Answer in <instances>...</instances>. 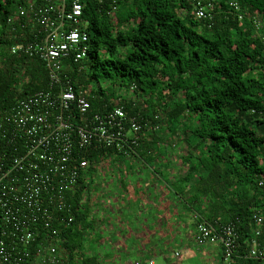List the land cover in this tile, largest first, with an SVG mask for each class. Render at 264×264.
Here are the masks:
<instances>
[{
    "label": "trees",
    "instance_id": "16d2710c",
    "mask_svg": "<svg viewBox=\"0 0 264 264\" xmlns=\"http://www.w3.org/2000/svg\"><path fill=\"white\" fill-rule=\"evenodd\" d=\"M214 1L212 21L194 16L191 0L88 1L82 16L89 54L71 80L76 92L93 95L94 110L121 99L132 114L153 121L159 115L155 122L163 127L148 132L140 149L183 142L179 195L196 216L236 221L240 255L254 238L255 211L262 214L258 241L264 244V0ZM230 1L238 2L239 12ZM21 2L0 0V109L47 87L41 64L10 53L16 36L7 18ZM255 17L262 24L258 32ZM132 85V94H125ZM102 157L103 151L90 153L91 167ZM86 187L82 181L68 195L75 218L63 230L64 245L70 264H103L79 248L89 212L79 205ZM235 264L264 261L236 257Z\"/></svg>",
    "mask_w": 264,
    "mask_h": 264
},
{
    "label": "built area",
    "instance_id": "2783aa9c",
    "mask_svg": "<svg viewBox=\"0 0 264 264\" xmlns=\"http://www.w3.org/2000/svg\"><path fill=\"white\" fill-rule=\"evenodd\" d=\"M21 1L7 18L16 36L10 53L41 64L47 87L0 109V264H70L63 230L75 217L68 195L84 182L92 162L89 154L114 151L141 159L142 139L162 123L155 122L157 114L153 121L128 112L121 99L112 108L94 110L93 95L73 88L71 74L85 68L90 49L83 9L88 1L105 0ZM191 3L196 18L213 20L214 0ZM228 6L239 12L238 2ZM252 19L257 31L262 24ZM83 203L85 196L79 205ZM252 218L256 228L246 253L235 255L240 233L236 221L211 222L198 215L194 242L219 245L223 264H235L236 257L264 261V244L258 241L262 214L255 211Z\"/></svg>",
    "mask_w": 264,
    "mask_h": 264
},
{
    "label": "crops",
    "instance_id": "0c3cea01",
    "mask_svg": "<svg viewBox=\"0 0 264 264\" xmlns=\"http://www.w3.org/2000/svg\"><path fill=\"white\" fill-rule=\"evenodd\" d=\"M146 152L139 151L140 159L110 151L100 162L114 160L116 168L106 163L86 171L89 212L82 240L88 253L103 264H223L219 245L194 242L196 212L179 195L185 151Z\"/></svg>",
    "mask_w": 264,
    "mask_h": 264
},
{
    "label": "rangeland",
    "instance_id": "374dc122",
    "mask_svg": "<svg viewBox=\"0 0 264 264\" xmlns=\"http://www.w3.org/2000/svg\"><path fill=\"white\" fill-rule=\"evenodd\" d=\"M102 86H104L105 85V82H101L100 83ZM127 90V89H126ZM127 93H128V91H127ZM129 94H132V92H129L127 95H129ZM162 127H163V125H162ZM176 136V135H175ZM177 137H178V135H177ZM175 146H176V148H178V149H180V150H185L186 149V147H185V145H183V142H179V143H177V144H175ZM100 161H97L96 163H94V165H98V164H100V165H104V164H106V166H112L113 167V169L114 168H116V166L118 165L114 160L113 161H109V162H106V161H104V160H102L100 163H99ZM118 172L119 171H117V169L116 170H114V172L112 173L113 174V176L114 177H117L119 174H118ZM114 184H111V186H113ZM111 192V191H110ZM113 195V192H111V196ZM82 205H85V203H83ZM86 206V205H85ZM79 248H80V251H82L83 253H87L88 251H89V246L87 247V243H86V241H81V245H79ZM90 254V253H89Z\"/></svg>",
    "mask_w": 264,
    "mask_h": 264
}]
</instances>
